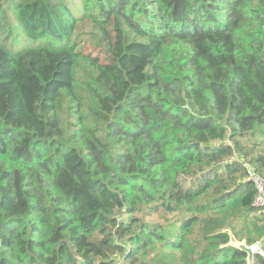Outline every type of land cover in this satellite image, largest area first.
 <instances>
[{
  "label": "trees",
  "instance_id": "16d2710c",
  "mask_svg": "<svg viewBox=\"0 0 264 264\" xmlns=\"http://www.w3.org/2000/svg\"><path fill=\"white\" fill-rule=\"evenodd\" d=\"M251 176L264 0H0V264H264Z\"/></svg>",
  "mask_w": 264,
  "mask_h": 264
},
{
  "label": "built area",
  "instance_id": "2783aa9c",
  "mask_svg": "<svg viewBox=\"0 0 264 264\" xmlns=\"http://www.w3.org/2000/svg\"><path fill=\"white\" fill-rule=\"evenodd\" d=\"M250 179L254 182L257 188V196L254 201L256 207H264V181L260 180L256 176H251ZM255 254L262 255V244L256 243L251 246Z\"/></svg>",
  "mask_w": 264,
  "mask_h": 264
},
{
  "label": "water",
  "instance_id": "95a60500",
  "mask_svg": "<svg viewBox=\"0 0 264 264\" xmlns=\"http://www.w3.org/2000/svg\"><path fill=\"white\" fill-rule=\"evenodd\" d=\"M226 232L228 235H229V242H228V246L229 247H232V248H235V249H238V250H241L243 253L246 254V263L247 264H253L254 262V251L252 249L251 246H247L245 241L242 240V241H237L230 233L229 230H226L224 231Z\"/></svg>",
  "mask_w": 264,
  "mask_h": 264
}]
</instances>
